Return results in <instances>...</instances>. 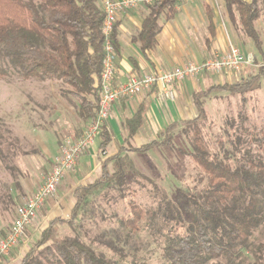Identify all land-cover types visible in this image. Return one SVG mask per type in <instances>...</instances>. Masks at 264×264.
I'll use <instances>...</instances> for the list:
<instances>
[{"label": "trees", "instance_id": "trees-1", "mask_svg": "<svg viewBox=\"0 0 264 264\" xmlns=\"http://www.w3.org/2000/svg\"><path fill=\"white\" fill-rule=\"evenodd\" d=\"M222 1L229 24L251 42L262 66L237 82L193 94L195 118L173 123L158 140L106 159L97 178L73 191L69 216L50 221L18 264H264V124L251 126L241 108L211 142L198 124L213 95H243L259 89L264 78L259 26L264 25V0ZM181 4L154 0L143 5L146 14L133 38L141 51L155 48L162 24L174 19ZM103 19L102 0H0V80H50L79 119H93L104 56ZM117 26L111 33L116 60ZM208 28L213 35L211 23ZM142 114L138 110L125 122L128 139L140 128ZM176 130L203 184L170 193L141 174L126 152L171 146ZM5 134L0 118V158L13 148ZM100 139L102 154L110 142L104 126ZM144 189L148 203L139 196Z\"/></svg>", "mask_w": 264, "mask_h": 264}, {"label": "crops", "instance_id": "crops-1", "mask_svg": "<svg viewBox=\"0 0 264 264\" xmlns=\"http://www.w3.org/2000/svg\"><path fill=\"white\" fill-rule=\"evenodd\" d=\"M208 12L211 13V20ZM145 14V7L140 5L117 15L119 51L115 64V84L125 83L132 76L140 77L143 74L161 70L170 71L188 62L202 63L215 52L225 51L229 45H236L241 52L253 54L256 58L258 56L251 42L229 24L222 0L182 2L174 19L162 24L161 31L156 36L155 48L147 52L141 51L138 44L133 41L141 29ZM210 23L213 35L210 34L208 28ZM247 69L248 71L240 75L241 78L253 71L252 68ZM208 76V74H201L175 84L173 100L164 98L160 94L159 87H154L148 92L116 102L112 107L110 118L104 124L110 138L108 146L101 154L99 135L93 147L79 157L74 171L63 180L57 196L48 199L45 203L44 216L39 223L40 226L42 225L40 229L46 228L55 218L66 219L69 216L74 204L73 191L76 187L91 183L97 178L101 169L100 165L106 159L116 155L118 151L129 150V148L137 149L158 140L167 127L173 123L195 118L196 109L192 97L193 94L209 88L199 90L202 82H207ZM47 84L51 89L58 86L50 80ZM138 110L143 113L142 124L128 139L125 122L131 119ZM61 112H64L67 117L63 118ZM51 116L50 121L53 123L56 119H63L64 127H61V133H58L54 127L53 130L48 128L46 132L40 133V136L35 135L38 152L36 155L27 156V159L32 160V164L40 162L41 166H39L37 178L26 193L27 199L36 191L44 175L49 171L53 159L58 154L61 141L66 137L78 138L89 122L79 119L71 106L62 103L57 106L56 110H52ZM126 153L127 155L136 154ZM8 229L7 225L1 231L5 233ZM35 232L36 234L40 232L37 227L31 232V236L35 235Z\"/></svg>", "mask_w": 264, "mask_h": 264}, {"label": "rangeland", "instance_id": "rangeland-1", "mask_svg": "<svg viewBox=\"0 0 264 264\" xmlns=\"http://www.w3.org/2000/svg\"><path fill=\"white\" fill-rule=\"evenodd\" d=\"M161 23L163 22L161 21ZM259 26L264 33L263 23H260ZM233 46L239 49L236 45ZM255 59L258 65L263 64L259 56ZM255 68L252 67L253 70ZM245 71H248V69L235 74H208L207 82H202L199 90H204L217 83L237 82L241 79L240 75ZM58 87L55 86L51 89L47 82L0 80V118L8 130V134H5V136L9 142L13 143L12 151L9 154L4 151V157L0 158V231L7 225L10 229L17 208L28 200L26 193H28L29 186L37 178L39 166H41L40 162L39 164H32V160L27 159V156L36 155L38 152L35 135L40 136V133L54 127H56L58 133H61V127H64L63 119H56L54 123L50 121L52 120V110H56L59 104L62 103L68 106L66 101L59 97L60 89L58 90ZM242 99H245V102H242ZM72 101L74 102L73 99ZM241 108L247 114L251 126L257 127L264 124V78L261 80L259 89L255 91L243 95L219 93L206 100V118L198 124L207 140L209 142L214 141L221 132L225 121L236 118ZM61 116L63 118L67 117H65L64 112H61ZM174 133L176 134V140L173 141L174 143L171 146L155 147L153 151L129 155L135 168L141 174L159 183L161 187L170 193L177 188L185 189L186 187L203 184L199 182L201 177L199 171L183 154V151H187L186 144L179 139L178 130ZM75 166L65 177L74 171ZM48 172L44 175V178ZM65 177L51 198L57 196ZM139 196L143 198L144 203L149 202L147 190L144 189ZM10 202H12V205H10ZM45 203L37 212L34 222L25 229V233L17 247L5 257L7 262L2 260L0 264H18L25 251L34 244L38 234L45 229H40L42 225L39 224L44 216ZM6 205H8V209L5 208ZM36 227L40 232L38 234L35 232V235L31 236V232ZM255 236V244H257L260 239L259 233Z\"/></svg>", "mask_w": 264, "mask_h": 264}, {"label": "built area", "instance_id": "built-area-1", "mask_svg": "<svg viewBox=\"0 0 264 264\" xmlns=\"http://www.w3.org/2000/svg\"><path fill=\"white\" fill-rule=\"evenodd\" d=\"M154 0H102L104 19L101 26L103 38V61L100 78L96 84L99 99L93 119L86 129L76 138L66 137L61 141L57 157L45 176L42 184L25 203L19 206L15 219L7 233L0 239V263L17 247L19 241L35 220L37 212L46 200L57 191L62 179L70 173L77 159L93 147L105 122L110 118L113 105L121 99L159 87L160 94L169 100L174 99L173 87L177 83L198 77L201 74H235L247 68L259 67L253 54L243 53L233 45L225 51L215 52L202 63L188 62L170 71H155L140 77H129L125 83L115 84L116 54L111 41V33L120 12L134 9L140 5L151 4ZM190 2L192 0H180Z\"/></svg>", "mask_w": 264, "mask_h": 264}]
</instances>
